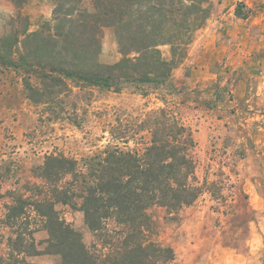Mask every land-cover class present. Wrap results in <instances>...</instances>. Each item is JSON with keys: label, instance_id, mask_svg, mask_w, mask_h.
<instances>
[{"label": "rangeland", "instance_id": "1", "mask_svg": "<svg viewBox=\"0 0 264 264\" xmlns=\"http://www.w3.org/2000/svg\"><path fill=\"white\" fill-rule=\"evenodd\" d=\"M211 15L198 29L185 59L162 85H134L121 92L73 86L46 102L31 100L21 72L0 71V216L12 202L9 190L40 183L34 174L49 153L82 158L111 141V126H137L145 114L167 106L193 131L196 175L204 192L189 206L170 212L149 208L153 237L171 245V264H264V0H210ZM239 2L251 12L238 17ZM94 0L80 6L94 10ZM54 0L16 5L0 0V38L54 24ZM22 15L25 18H19ZM171 59L170 45L161 46ZM123 57L115 29H102L99 61ZM26 192V191H25ZM27 193V192H26ZM29 194V193H27ZM57 208L91 245L96 237L84 213L69 205ZM32 226L41 223L32 214ZM8 226H0V250H8ZM40 247L48 237L35 232ZM56 254L27 255L26 264H58Z\"/></svg>", "mask_w": 264, "mask_h": 264}, {"label": "trees", "instance_id": "2", "mask_svg": "<svg viewBox=\"0 0 264 264\" xmlns=\"http://www.w3.org/2000/svg\"><path fill=\"white\" fill-rule=\"evenodd\" d=\"M54 24L0 38V71L21 72L27 96L46 102L73 86L121 92L128 84L143 94L146 85L167 83L187 56L196 31L211 15L210 0H54ZM21 6L27 0H13ZM239 2L235 14L251 12ZM19 18H25L19 15ZM115 29L123 57L99 61L102 29ZM170 45L171 59L161 46ZM111 141L76 158L49 153L34 169L40 183L9 190L0 226H8V250L0 264H26L27 255L56 254L58 264H171L174 248L153 237L149 208L170 212L192 205L204 192L196 175L193 131L167 106L152 109L137 126H111ZM29 193V194H27ZM58 204L84 213L96 241L87 245L81 231L61 215ZM41 221L32 226L31 219ZM48 237L40 247L35 232Z\"/></svg>", "mask_w": 264, "mask_h": 264}]
</instances>
